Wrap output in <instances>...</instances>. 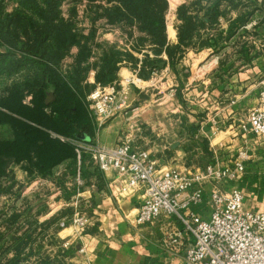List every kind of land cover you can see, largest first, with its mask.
I'll return each mask as SVG.
<instances>
[{
  "label": "trees",
  "instance_id": "obj_1",
  "mask_svg": "<svg viewBox=\"0 0 264 264\" xmlns=\"http://www.w3.org/2000/svg\"><path fill=\"white\" fill-rule=\"evenodd\" d=\"M13 2L8 11L5 0H0V127L8 130L7 136H0V195L12 193L13 185L19 183L10 169L13 164H20L34 178L63 182L67 175L76 179L78 151L80 178L86 183L91 175L100 178L97 166L87 170L85 150L77 146L93 132L88 94L97 85L114 83L121 66L137 70V76L146 80L164 61L162 54L171 67L187 50L211 48L216 54L256 10L264 9V1L257 6L255 0H185L175 11L177 41L170 43L167 0ZM83 2L80 14L78 7ZM64 3L68 4L65 13ZM85 21L89 25L81 26ZM99 21L119 28L126 42L118 45L99 39ZM242 51L249 60L248 49ZM90 70H94L92 84L87 82ZM49 94L52 99L47 102ZM27 96L30 100L24 103ZM64 163L66 174L56 177L55 168ZM18 217L19 213L11 212L7 228ZM31 238L30 233L13 236L6 251L13 254L0 264L26 262L29 253L25 249ZM73 253L70 245L61 258L43 257L38 264H72L67 258Z\"/></svg>",
  "mask_w": 264,
  "mask_h": 264
},
{
  "label": "crops",
  "instance_id": "obj_2",
  "mask_svg": "<svg viewBox=\"0 0 264 264\" xmlns=\"http://www.w3.org/2000/svg\"><path fill=\"white\" fill-rule=\"evenodd\" d=\"M184 1L167 0L166 35L170 43L177 41L175 11ZM169 8L173 10L170 22L167 21ZM223 22L222 28L227 26ZM169 29L174 31L173 37L169 36ZM75 51L73 48L72 53ZM135 55L142 57L139 53ZM161 57L164 66L157 64L158 69L148 79H141V88L130 86L127 106L106 123L99 124L89 109L93 132L90 137L83 136L85 142H80L112 146L128 140L133 149L148 151L158 167L179 170L203 167L211 159L222 157L223 152L235 157L239 151H246L249 156L246 168L255 171L256 177L264 178V142L253 134L247 122V114L256 106L259 90L264 86V67H258L262 60L257 58L250 67H241L226 75L222 71L225 66L217 65L211 48L198 52L187 50L173 67L165 54ZM196 62L202 64L195 72ZM178 66L183 70H177ZM131 75L129 67L121 66L115 82L123 85L124 78ZM94 80V70H90L87 82L92 84ZM51 99L49 94L46 101ZM29 100L27 96L24 103ZM187 103L193 104V108ZM192 141L196 146H192ZM80 162L79 156L77 166ZM13 165L15 178H34L20 164ZM66 171L64 163L55 168L54 175L59 177ZM79 173L76 177L80 179ZM101 174L100 178L91 175L81 191L76 189L82 200L92 198V205L84 229L69 227L70 232L65 235L74 249L69 261L72 264H184L185 250L192 237L180 220L175 216H161L151 223L137 224L135 217L141 198L117 196L116 177L111 173ZM242 177L225 183L223 188H237ZM211 189V184L205 185L204 199L191 206L192 211L201 216L209 214ZM175 232L180 235L171 234ZM173 238L178 239L177 246L167 242Z\"/></svg>",
  "mask_w": 264,
  "mask_h": 264
},
{
  "label": "built area",
  "instance_id": "obj_3",
  "mask_svg": "<svg viewBox=\"0 0 264 264\" xmlns=\"http://www.w3.org/2000/svg\"><path fill=\"white\" fill-rule=\"evenodd\" d=\"M124 81L123 85H97L88 94V107L99 124L127 106L129 84L141 82V78L137 70H132ZM247 122L253 134L264 142V86L259 90L256 106L247 114ZM78 146L90 152L101 172L116 177L117 196L141 198L137 224H148L161 216L180 220L192 237L184 264H264V210L246 209L240 190L223 188L245 173L249 157L246 151H239L228 163H218L214 158L203 167L179 170L158 167L148 151L133 149L128 140L112 146L83 142ZM206 184L212 185L208 197L211 210L209 218L203 219L190 207L203 201ZM87 223L86 215L75 214L73 224L78 231ZM167 242L179 244L176 238Z\"/></svg>",
  "mask_w": 264,
  "mask_h": 264
},
{
  "label": "rangeland",
  "instance_id": "obj_4",
  "mask_svg": "<svg viewBox=\"0 0 264 264\" xmlns=\"http://www.w3.org/2000/svg\"><path fill=\"white\" fill-rule=\"evenodd\" d=\"M262 1L264 0H255L256 5H261ZM5 3L8 11L14 7L13 0H5ZM83 4L84 2L78 7L80 14L82 13ZM67 8L68 4L64 3L62 5L64 13ZM172 11L169 8L168 22L171 21ZM100 23L102 22L99 21V39L116 42L118 45H123L126 42L125 36L119 28ZM80 25L86 27L89 23L85 21ZM223 27L225 28L226 26L224 25ZM244 49H248L246 55L249 60H246L244 51H242ZM257 58H259V61L262 60V64H259L258 67H264V9L256 10L252 19L241 29H238L236 36L224 43L218 53L214 54L217 65L220 68L223 65L225 66L222 71L226 75L235 72L238 68L250 67ZM201 64L195 63V72ZM177 70L182 71L183 68L178 66ZM135 85L139 86V88L143 86L142 82H135V84L130 83L129 87H135ZM192 105L187 103L189 108H193ZM7 135V128L0 127V136ZM191 144L193 147L196 146L195 141H192ZM229 154L223 152V156L217 159V162L221 164L228 163L227 161L233 158ZM85 155L87 170L94 171L93 165L95 163L91 160L90 152L85 150ZM196 156L198 158V155ZM213 160L215 159L213 158L210 161ZM197 165L201 164H196L195 166ZM203 165L204 163H202ZM13 167L14 165L10 166L12 172L15 171V167ZM78 171L79 165L77 167ZM256 174L251 168L249 170L246 168L241 185L236 189L241 191L246 209L264 210V178L256 177ZM64 176L63 182L59 180L15 178L19 183L13 185L12 193L0 195V260L2 262L13 254V251L9 250L6 253L13 242L12 237L18 238L23 236L24 233L32 234V238L27 244L28 248L25 249L29 253L27 254L28 260L26 259V262H21L20 264H38V261L43 257L61 258L63 250L70 246L65 235L70 232L69 227H75L73 224L75 214L89 217L92 198L86 201L82 200L79 195L80 192L76 190L79 189L81 191L86 186L82 178L77 180ZM11 212L19 213V217L17 222L7 228L6 221ZM209 215L210 212L201 217L208 219ZM67 260L69 259L67 258Z\"/></svg>",
  "mask_w": 264,
  "mask_h": 264
},
{
  "label": "bare ground",
  "instance_id": "obj_5",
  "mask_svg": "<svg viewBox=\"0 0 264 264\" xmlns=\"http://www.w3.org/2000/svg\"><path fill=\"white\" fill-rule=\"evenodd\" d=\"M171 28V27H170ZM169 36L173 37L174 36V31L172 29H169Z\"/></svg>",
  "mask_w": 264,
  "mask_h": 264
},
{
  "label": "water",
  "instance_id": "obj_6",
  "mask_svg": "<svg viewBox=\"0 0 264 264\" xmlns=\"http://www.w3.org/2000/svg\"><path fill=\"white\" fill-rule=\"evenodd\" d=\"M160 67H163L164 66V63L161 62L160 64H158Z\"/></svg>",
  "mask_w": 264,
  "mask_h": 264
}]
</instances>
